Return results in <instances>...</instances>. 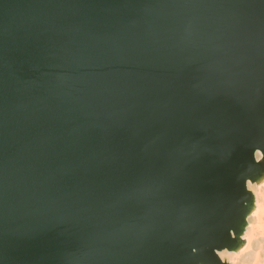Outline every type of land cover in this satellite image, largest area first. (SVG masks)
<instances>
[{
    "label": "water",
    "instance_id": "1",
    "mask_svg": "<svg viewBox=\"0 0 264 264\" xmlns=\"http://www.w3.org/2000/svg\"><path fill=\"white\" fill-rule=\"evenodd\" d=\"M263 180L264 0H0V264H230Z\"/></svg>",
    "mask_w": 264,
    "mask_h": 264
},
{
    "label": "bare ground",
    "instance_id": "2",
    "mask_svg": "<svg viewBox=\"0 0 264 264\" xmlns=\"http://www.w3.org/2000/svg\"><path fill=\"white\" fill-rule=\"evenodd\" d=\"M249 189L255 196V209L248 218L243 235L246 243L238 251L225 249L218 253L230 264H264V180L259 184L249 183Z\"/></svg>",
    "mask_w": 264,
    "mask_h": 264
},
{
    "label": "snow or ice",
    "instance_id": "3",
    "mask_svg": "<svg viewBox=\"0 0 264 264\" xmlns=\"http://www.w3.org/2000/svg\"><path fill=\"white\" fill-rule=\"evenodd\" d=\"M246 238V237H245Z\"/></svg>",
    "mask_w": 264,
    "mask_h": 264
}]
</instances>
